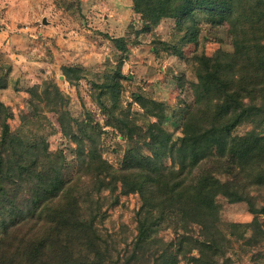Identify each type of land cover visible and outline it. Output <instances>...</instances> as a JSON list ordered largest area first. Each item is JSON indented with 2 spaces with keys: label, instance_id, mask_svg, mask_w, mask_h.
I'll use <instances>...</instances> for the list:
<instances>
[{
  "label": "trees",
  "instance_id": "trees-1",
  "mask_svg": "<svg viewBox=\"0 0 264 264\" xmlns=\"http://www.w3.org/2000/svg\"><path fill=\"white\" fill-rule=\"evenodd\" d=\"M131 1L147 27L163 18L183 25L202 13L226 26L232 50L195 57L193 101L184 117L188 133L178 142L162 128L163 103L134 95L156 120L141 126L118 112L113 125L129 146L117 168L87 147V135H77L78 163L66 175L64 153L51 150L37 131L11 130L12 113L0 100V264H177L179 256L190 264H217L224 246L213 240L221 222L216 197L245 201L252 213L264 214L247 187L264 180V131H258L264 121V0ZM118 48L123 50L121 44ZM3 71L0 64V90L7 85ZM79 71L65 67L75 78ZM119 86L117 78L106 80L102 94L116 104ZM41 93L31 101L35 112L40 102L54 110L66 102L56 89L51 97L47 89ZM245 123L252 130L234 132ZM86 176L96 178L100 190L112 194L118 183L120 193L136 192L141 198L131 249L116 259L103 248L95 217L84 208V196L91 194L82 186ZM244 176L252 179L245 184ZM162 224L174 233L167 241L157 236ZM228 227L234 235L240 225Z\"/></svg>",
  "mask_w": 264,
  "mask_h": 264
},
{
  "label": "rangeland",
  "instance_id": "rangeland-1",
  "mask_svg": "<svg viewBox=\"0 0 264 264\" xmlns=\"http://www.w3.org/2000/svg\"><path fill=\"white\" fill-rule=\"evenodd\" d=\"M219 49L232 50L226 26L209 22L202 13H195L183 25L175 18H163L147 27L131 0H0V64L7 74L0 100L12 113L11 130L24 126L37 131L47 138L51 150L64 153L66 175L74 173L78 163L73 140L77 135H87V147L93 146V151L117 168L129 146L113 125L118 112L145 126L156 118L144 113L134 95L161 101L162 128L178 142L188 133L184 117L193 101L195 57ZM70 66L80 69L79 76L65 72ZM112 78L120 83L116 104L102 94L104 82ZM44 89L48 97L56 89L66 102L55 110L40 102L37 115L31 101L37 102L34 93L41 95ZM252 128L245 123L234 132L242 135ZM258 131H264V121ZM164 161L170 163L169 158ZM242 178L245 184L252 179ZM116 185L111 194L100 190L96 178L82 179L83 188L91 191L84 196V208L95 217L102 246L115 259L131 249L141 206L138 193H120ZM247 187L260 210L264 180ZM216 204L221 222L213 240L224 246L217 264H264V214L252 213L247 202L231 203L222 195L216 197ZM229 223L240 225L234 235ZM173 235L166 224L157 233L165 241ZM177 264L190 263L179 256Z\"/></svg>",
  "mask_w": 264,
  "mask_h": 264
}]
</instances>
